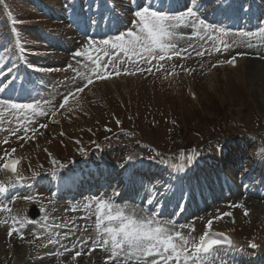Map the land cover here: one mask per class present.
<instances>
[{"label":"rangeland","instance_id":"1","mask_svg":"<svg viewBox=\"0 0 264 264\" xmlns=\"http://www.w3.org/2000/svg\"><path fill=\"white\" fill-rule=\"evenodd\" d=\"M236 2L239 5L236 6ZM4 3L10 16L20 23L15 27V32L8 24L3 28L7 50H0V71L15 65V70L17 67L25 68L27 72L21 73V90L11 84L9 79L12 78L8 79L4 93L6 96H0V102L11 101L33 107L19 112L6 105L0 107V161L5 153L19 151L28 136L34 134L39 141L53 147L60 162L71 170L80 169L76 166L83 162L87 164L83 169H96L104 165L116 168V164L123 163L124 156H130L133 163L143 159L146 160L145 166L155 172L158 169L162 172L158 161L162 155H166L168 147L176 145L179 137L173 127L174 105L166 103L163 108L156 107L152 98L157 97L155 89L163 88L166 83L163 71L174 68L179 72L178 78L182 82L194 85L199 101L208 108V113L219 114L222 119L215 126H207L210 120L203 119V139L193 133L189 136L196 140L199 147L197 161L202 163L198 166V173L194 174L197 169H191L188 160L193 150L177 151L169 153L168 161L172 166L169 165L167 173L163 176L157 174L151 180L144 181L143 196L149 197L153 192L150 200L165 199L162 191L156 196L157 188H167L168 193L172 194L177 186L169 207L171 213L182 211L181 224H169L167 219L154 221L188 239L191 242L188 246L190 252L196 233L208 228L206 225L209 220H212L211 227L227 230L236 236L235 257L216 253L197 260V264H242L248 260L246 244L249 238L261 242L260 256H264V193L258 192L251 196L245 192L246 196L259 197L253 202L237 194L236 190H231L233 195H229L224 184H220L223 174H229L224 171L225 166L230 167L235 159L239 162L246 157L253 158L249 169H255L257 173L264 172V163L260 168L264 160V0H4ZM149 6L153 11L172 17L192 7L199 19L209 27L207 30L199 29V26L194 29L173 20V24H179L174 28L175 35L170 41L175 45V52L169 50L163 54V60L134 57L135 63H132L122 56L121 61L108 69H99L102 75L115 71L129 73L123 80L117 81L116 88L124 97L123 85L138 87L141 105L147 113L140 111L141 114L136 117L130 113L131 107L115 106L114 98L109 95L107 98L111 102L112 112L122 116L124 131L120 132L111 121L109 111L93 107L86 118L77 119L68 110L61 115L62 125H48V116L58 107L60 100L74 88L88 86L89 78L96 77L89 56H96L95 49L103 47L101 41H114L116 36L128 30L138 31L135 12ZM217 8H221L218 20L215 16ZM1 18L0 12V21ZM101 19L103 21L99 22ZM106 19L110 21L109 27L103 25ZM193 31L199 34L192 36ZM89 42L92 43L91 48L88 47ZM77 51L85 55L77 57ZM106 51H111V44ZM6 52L12 56L8 61L5 60ZM176 52L180 55H176ZM234 56L240 58L239 66L234 70L221 69L222 72L208 82L213 85L211 94L221 99V103L213 102L207 96V70L211 64L224 63L227 58ZM101 59L107 63L103 53ZM250 59H253L252 62H249ZM26 65L33 68L27 69ZM185 68H189V75L182 73ZM126 87L127 90L130 88ZM174 89L176 92L179 88L175 85ZM15 93L16 97H10ZM157 101L161 104L158 98ZM72 102L69 100L70 104ZM227 107L232 108L231 119L224 115ZM96 121H102L104 129L98 132L96 138L100 141L90 149L88 158L84 159L82 150L77 149L71 136L74 135L75 139L82 134L85 136L83 129L88 127L86 125H95ZM132 127L139 128L142 133L139 142H135L132 137ZM70 143L74 146H69ZM221 144L230 147L222 155L216 149ZM59 146H63L62 153ZM40 156V153L34 154L33 160L22 166L24 173H29V168H33V174H43L35 182L28 197L20 199L22 204H18L19 199L13 200L12 197L0 201V264H9L13 260V264H142L135 260L125 262L122 255L119 259L113 257L110 243L104 247L95 246L96 251L87 254L89 248L94 246L93 241L104 239L103 229H97L96 226L97 206L100 201L111 205L107 198L113 195L109 191L108 194L96 192V195L59 200L53 188L63 177L61 165H54L48 159L42 164ZM73 159L78 160L79 164H71ZM245 165L243 162L241 166ZM179 170L188 171V180L176 177ZM233 170L230 174L235 175L238 181L249 172L246 169ZM170 175H174L173 179H170ZM141 183L142 179L137 182L138 186ZM11 191H14V187ZM30 202H35L40 208L38 226L31 227L25 236L24 233H13L9 239V230H13L15 223L12 211L18 220L26 222L30 212L27 204ZM55 202L61 204L53 207ZM117 204L111 205L113 214L121 211L133 218L152 219L149 214H140V207L135 210L137 212L126 213L123 205ZM228 212L231 213L230 217L224 215ZM218 216L221 218L215 219ZM183 228L186 229L181 231ZM75 252L81 255L75 257ZM150 261L151 258L149 264ZM169 264L174 262L170 261ZM258 264H264V260Z\"/></svg>","mask_w":264,"mask_h":264},{"label":"snow or ice","instance_id":"2","mask_svg":"<svg viewBox=\"0 0 264 264\" xmlns=\"http://www.w3.org/2000/svg\"><path fill=\"white\" fill-rule=\"evenodd\" d=\"M135 16L138 18L136 21L139 25L138 31L128 30L126 33L116 36L114 41H101L103 47L95 49L96 56H89V60L94 65L93 73L97 78L102 77L100 68L108 69L111 65H115L117 61H121L122 56L135 63L134 57H140L142 60H148L149 58L163 60V54L169 50L175 52V45L170 41L175 35L174 28L178 27L179 24H173V20L182 22L194 29L199 26V29L207 30L209 27L203 20L199 19L192 7H188L178 16L172 17L162 12L153 11L149 6L136 11ZM189 21H191L190 24ZM198 34V31H193L192 36ZM109 44H111L110 52L106 51ZM88 47H92L91 42H89ZM101 53H103L107 63L101 59ZM175 54L180 55L178 52ZM83 55L85 53L80 51L75 53L77 57ZM230 62L234 64L235 58L233 57ZM117 74H119L118 71ZM88 82L91 83V78ZM64 100H68L67 95ZM4 105L17 112L33 107L30 104L21 105L11 101L0 102V107ZM17 163V160H11L3 167L15 171ZM224 215L230 214L225 213ZM220 218L219 216L215 217V219ZM211 225L212 220H209L206 227L210 228ZM96 226L97 229H103L104 239L93 241V245L104 247L110 243L113 257L119 259L122 255L125 262L135 260L142 262V264H149V258H151L150 264H169L170 261L174 264H181V262L188 264L189 261H191V264H197V257L200 253L207 254L214 249H218L223 243L222 240L209 238V233L205 232L200 236L198 243L192 244V251L190 252L188 246L191 242L181 233H172L166 226L157 224L152 219L133 218L121 211H116L113 214L112 206L106 201H100L97 206ZM11 234L12 230H9V235ZM80 255V252H75V257Z\"/></svg>","mask_w":264,"mask_h":264},{"label":"trees","instance_id":"3","mask_svg":"<svg viewBox=\"0 0 264 264\" xmlns=\"http://www.w3.org/2000/svg\"><path fill=\"white\" fill-rule=\"evenodd\" d=\"M157 98L161 101L158 107L161 106V108H163V104L166 103H171L174 105V110L172 109L173 114L176 117L177 121H181L180 122V127H181V132L183 135L186 134V128L188 127L187 124L190 126L191 129H196L198 128L203 120H202V115L197 111V109L195 107H188V108H178V104L176 102V98L173 96H170V94L168 95V93L165 94H160L157 96ZM211 101V100H210ZM150 103V101H148ZM142 103L140 101H134L132 107L139 110V112L141 111L143 114L147 113L144 112V107H142L141 105ZM211 105L213 103H210ZM208 119H213V120H217V117L215 116H210ZM185 122V123H184ZM208 122V121H207Z\"/></svg>","mask_w":264,"mask_h":264},{"label":"bare ground","instance_id":"4","mask_svg":"<svg viewBox=\"0 0 264 264\" xmlns=\"http://www.w3.org/2000/svg\"><path fill=\"white\" fill-rule=\"evenodd\" d=\"M252 60H253V59H250L249 62H252ZM256 62H257V61H256ZM256 62H254L253 64H255ZM227 143H229V142H227ZM120 153H121V152H120ZM238 164H239V166H238ZM242 164H243V162H242L241 160H240L239 162H237V166H238V167H242V168H247V167H248V165L241 166ZM235 165H236V164H235ZM20 166H21V165H20ZM116 173H118V172L116 171ZM42 176H43V174H42ZM110 189H111V192H114L115 190L118 189V187H116V188L111 187ZM110 189H109V190H110ZM248 193H249V192H248ZM257 193H258V192H257ZM249 194H251V193H249ZM259 195H260V194H259ZM121 196H122V195H121ZM121 196H120V197L118 196L119 198H118L117 196H115L114 199H116L117 201H120V200L122 201ZM251 196H252V194H251ZM234 245H235V242H234ZM233 247H234V246H233Z\"/></svg>","mask_w":264,"mask_h":264}]
</instances>
